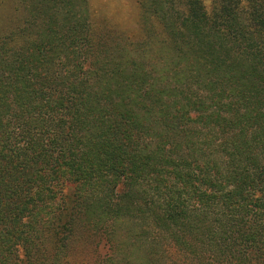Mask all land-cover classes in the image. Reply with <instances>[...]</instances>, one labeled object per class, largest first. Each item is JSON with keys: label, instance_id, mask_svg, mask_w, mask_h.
Wrapping results in <instances>:
<instances>
[{"label": "trees", "instance_id": "1", "mask_svg": "<svg viewBox=\"0 0 264 264\" xmlns=\"http://www.w3.org/2000/svg\"><path fill=\"white\" fill-rule=\"evenodd\" d=\"M87 4L0 29V264H264V0Z\"/></svg>", "mask_w": 264, "mask_h": 264}, {"label": "rangeland", "instance_id": "2", "mask_svg": "<svg viewBox=\"0 0 264 264\" xmlns=\"http://www.w3.org/2000/svg\"><path fill=\"white\" fill-rule=\"evenodd\" d=\"M140 0H87V6L90 8L91 15L97 19L106 17L111 21L118 22L123 29L129 33L138 34L141 31V27L144 26V12L139 4ZM208 7H210L213 0H203ZM18 0H0V29H4L11 22L19 16L21 18V12H17ZM94 19V20H95ZM149 25L148 34L143 37V41L150 39L151 30L156 27V30L160 29L157 20L151 15H148ZM64 193H68V188L64 189ZM130 223L126 222L123 226L127 227ZM121 226V225H120ZM122 227V226H121ZM104 264V263H103Z\"/></svg>", "mask_w": 264, "mask_h": 264}]
</instances>
